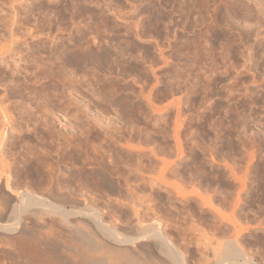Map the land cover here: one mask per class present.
Wrapping results in <instances>:
<instances>
[{"label": "rangeland", "instance_id": "obj_1", "mask_svg": "<svg viewBox=\"0 0 264 264\" xmlns=\"http://www.w3.org/2000/svg\"><path fill=\"white\" fill-rule=\"evenodd\" d=\"M3 18L13 22L10 29ZM263 24L254 0H0V36H42L45 47L34 48H53L62 66L88 76L73 99L52 104L48 133L13 129L8 136L18 135V148L29 151L14 164L19 176L0 183V224L12 223L24 206L21 190L66 209L119 215L137 199L140 211L149 207L153 218L186 232L199 229L214 245L234 234L247 257L264 264V57L253 37ZM50 36L63 44L51 45ZM48 70L55 78L60 73ZM117 133L122 144L154 152L163 163L155 168L151 154L139 163L137 154L102 156L105 137ZM51 172L54 186L47 191ZM14 179L34 186L18 188ZM40 218L24 224V233L0 232V264H71L68 234L55 217ZM200 263L212 264L213 257Z\"/></svg>", "mask_w": 264, "mask_h": 264}, {"label": "bare ground", "instance_id": "obj_2", "mask_svg": "<svg viewBox=\"0 0 264 264\" xmlns=\"http://www.w3.org/2000/svg\"><path fill=\"white\" fill-rule=\"evenodd\" d=\"M254 2L264 18V0H254ZM3 19L4 23L1 22L2 26L8 24V26L6 25L5 28L12 27L13 22L9 23L8 21V23L5 24V18ZM9 19L11 21V18ZM21 22L23 23V21ZM237 22L238 20L234 15L233 22L231 21V23H233V26L236 27L238 26ZM19 24L17 23V26ZM24 25L25 23H23V26ZM26 25L24 26V28L26 27ZM26 29L28 28L26 27ZM12 30H14V28ZM18 30L19 32L21 31L20 28ZM30 32H32V30H30ZM21 33L22 32H20V34ZM7 34V36H0V86L2 87V93L0 94V183L6 182V185L10 183L11 174H13L15 177L19 176L18 174L21 172V168L19 169V167L15 166L14 164L15 162L18 163L19 159L22 160L26 156H28L26 154H28L27 152L29 151L27 149H24L25 151H27L25 152L23 149H20V147L18 148V135L17 137L15 135V137L8 138V136L11 135L12 132H14L12 130L18 129L17 131L22 132V129H32V132H34L35 134L38 133L39 136L41 133L43 134V132L48 133L49 129L52 128L50 127L51 122L53 121L52 117L55 116H52V114H55L52 112V108L55 105L54 103L58 102L59 104V102L63 101L65 102L63 104H66V102H68V100L66 99L74 98L72 97V91L77 89L78 86H81V84L85 83L84 81L88 80V76L86 74L85 75L87 77L85 75L83 76V72H80L79 74L78 71H76L72 67L67 68V66H62V60H60L61 57H57L59 56L57 55V51L55 53L57 56L53 58V56L55 55V50H53V48H50L48 51L46 49L45 54V51L43 52L41 50H38L37 48L42 49L47 43L46 40H43L44 38L41 39L42 36L37 35L39 36V38H37L34 34H27V32L25 33L27 34L25 36H20V34H18L20 37L14 34V32H8ZM253 35L252 36L260 42V51L262 52L260 54H262L264 57V24L258 30L253 32ZM55 37L53 36L51 39H48L50 40L51 45H56L57 41H60V38L57 37L58 39H56ZM62 40L60 41L61 44H63ZM35 45H37L38 47L36 46L37 48H34L33 46ZM46 46H50L49 43ZM187 54L188 53H186V55ZM209 56L210 55H208V57ZM224 58L225 57H223V61L227 60H224ZM243 58L241 60H243ZM249 58L251 59L250 56ZM250 59L248 62H251ZM263 59H261V61ZM189 60L191 61V59ZM221 64L223 67L225 63L223 62ZM239 64H242L243 66L242 61ZM203 65L205 64H202V66ZM214 65L216 66V64ZM199 66L200 67L198 68H201L202 71L203 69L205 70L204 66L203 68L201 65ZM54 67L60 69V73L58 74L57 78L53 77L51 72H49L48 70ZM226 70L224 71L226 72ZM261 71L264 80V63ZM203 72L205 73V71ZM206 72H208V70ZM240 73L243 74V71ZM236 75L239 76L240 74ZM233 78L234 76L231 78V80H234L236 77L234 79ZM193 79L195 80V78H192L191 80L193 81ZM186 80H184V83ZM188 81L189 80H187V83ZM187 83L185 85H187ZM196 85L197 84H195V86ZM84 86L85 84L83 85V87ZM88 86L90 87L89 84ZM187 90L189 93L190 89ZM183 91L186 90L183 88ZM224 92H227V90L225 89ZM228 92L232 93V90ZM228 97L230 96H227L226 98ZM63 99H65V101ZM61 103L60 105H62ZM52 104L54 105L52 106ZM8 128L11 129L10 134ZM107 134L108 132L105 133V135ZM117 134H111L105 137L106 143H104V145L102 144V147H100L102 150V156L107 155L109 159H112L114 157H129L131 155L137 154L136 156L138 157L139 163L141 158H149L148 155L151 154V158H153V160H151V164L154 163L153 165H155V168L158 167L159 164L163 163V161L158 158V156L154 152L137 150L128 143L122 144L120 140L123 139V135H121V133H119L120 135ZM135 135L137 136V134H134L132 136L135 137ZM14 138L16 139L14 140ZM20 143L22 142L20 141ZM113 144H115L116 146H114ZM22 147L23 146H21V148ZM20 162L21 161H19V163ZM163 172L164 168L162 167V174ZM150 180H152L153 183L156 184L155 179L150 178ZM12 183L16 187L21 189L34 186V184H31L29 182L23 184L19 181V179L18 181L14 179ZM53 186V173L51 172L48 176V186L45 190H52ZM38 191H41V189H39ZM165 191L169 192V190L167 189ZM42 196L38 197L36 193L32 194L27 190L19 191L17 194V198L20 201L24 202V206H20L18 210H15L13 212L12 221H10L12 223H8V225L0 224V232L6 235L16 234L21 231L22 233H24L23 230L27 227L26 226L24 228V224L30 223V225H34L36 224L35 221L38 219L40 220V217L44 215L51 217L53 216L57 219L56 221L58 222L60 228H63V231L68 234V237L66 236L68 240L70 239L69 246L71 245L70 247L72 251L70 249L69 251L73 252V255L69 257L71 264H201L200 261L204 255H211L213 257L212 264H257L251 258L247 257L246 253L238 243L239 240L237 241L236 239H234L235 237H231L234 234H232L231 236H229L230 234H228L229 237L225 238V241L222 244H216L217 248H215L216 245H214V243L212 244L209 238L199 229L192 228L190 230H187L186 232L181 229L177 222L173 226L164 224L160 220H156L155 218H153V216H156V214L155 212H153L154 210H150L151 208H149L148 206L146 212L140 211L141 209L139 208L141 207L139 205H141V202H137V199H132L129 202L128 207H130V210L128 211V213H121L123 215H119L117 214L118 212L116 210V212L107 211L105 213L102 210L101 213L98 209L90 208L87 206L84 208L71 207V209H66L64 205L57 204L56 202H54V200H50ZM183 201L184 198L179 199V202ZM146 208L144 207V209ZM148 210L150 211V213L147 212ZM146 216L151 217V223L147 225L144 221ZM46 238H48V236ZM57 240L58 242L60 241L59 239ZM43 242L47 243V241Z\"/></svg>", "mask_w": 264, "mask_h": 264}]
</instances>
